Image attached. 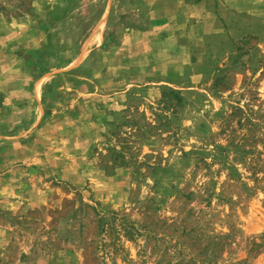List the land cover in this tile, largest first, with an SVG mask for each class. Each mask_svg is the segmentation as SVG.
Wrapping results in <instances>:
<instances>
[{"label":"rangeland","instance_id":"1","mask_svg":"<svg viewBox=\"0 0 264 264\" xmlns=\"http://www.w3.org/2000/svg\"><path fill=\"white\" fill-rule=\"evenodd\" d=\"M0 264H264V0H0Z\"/></svg>","mask_w":264,"mask_h":264}]
</instances>
